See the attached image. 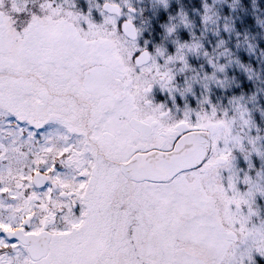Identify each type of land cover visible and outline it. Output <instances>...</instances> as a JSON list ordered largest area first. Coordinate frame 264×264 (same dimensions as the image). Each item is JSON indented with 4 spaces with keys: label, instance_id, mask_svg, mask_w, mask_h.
Wrapping results in <instances>:
<instances>
[{
    "label": "snow or ice",
    "instance_id": "snow-or-ice-1",
    "mask_svg": "<svg viewBox=\"0 0 264 264\" xmlns=\"http://www.w3.org/2000/svg\"><path fill=\"white\" fill-rule=\"evenodd\" d=\"M123 4L127 19L120 0L97 4L108 13L97 24L76 0H0V264H264V218L253 222L264 169L233 170L234 149L264 159V144L246 145L227 111L177 118L149 98L156 84L227 86L217 73L239 59L223 39L212 51L195 34L181 42L183 8L164 24L175 55L140 48L137 9ZM203 8L205 27L218 26L215 3ZM189 53L214 71L178 89Z\"/></svg>",
    "mask_w": 264,
    "mask_h": 264
},
{
    "label": "trees",
    "instance_id": "trees-1",
    "mask_svg": "<svg viewBox=\"0 0 264 264\" xmlns=\"http://www.w3.org/2000/svg\"><path fill=\"white\" fill-rule=\"evenodd\" d=\"M130 2L137 11L148 15L149 24L147 25L151 32H142L143 34L139 32L137 42L141 46H149L150 52L154 46L161 45L162 40L165 39L164 24L168 18L183 8L191 20L192 28L181 27L178 30L181 42L190 41L195 34L196 37L202 39L205 49L212 51L216 43L223 39L227 47L231 49L233 56L239 59V63L234 59L227 66L225 73H217L220 79L227 76L229 82L227 86L212 83L206 91L204 89L201 93L204 87L201 83L196 84L197 98L200 99V96L206 95L208 99L205 105L208 108L215 107L229 112L234 108L233 104L241 102L249 110H264V0H258L259 9L255 11L252 7V0H208V3H215L220 12L219 31L216 30L217 25L205 27L203 24L204 0H166V3L165 0H130ZM232 4H235V8ZM258 16L261 17L258 18ZM226 17L232 18L234 29L231 32L223 27ZM137 27L140 29L139 26ZM248 42L254 45V49L249 48ZM226 61V57L220 58L221 63H226ZM188 62L192 70L190 76L196 72L203 75L204 72L214 71L203 55L194 54ZM241 64L251 68L253 74L250 75L245 68L241 67ZM176 98L178 102L181 101L180 96ZM189 98L190 106L193 108L197 100L194 96H189Z\"/></svg>",
    "mask_w": 264,
    "mask_h": 264
},
{
    "label": "rangeland",
    "instance_id": "rangeland-1",
    "mask_svg": "<svg viewBox=\"0 0 264 264\" xmlns=\"http://www.w3.org/2000/svg\"><path fill=\"white\" fill-rule=\"evenodd\" d=\"M120 2L122 3L123 6V10H124V15L121 17V19H127V14H128V8L126 4H123V1L120 0ZM104 3V0H76V4L77 6L84 10L85 12H87L89 9H91V15H92V19L94 20L95 23L100 24L103 23L104 21V17L105 15H108L106 10H101V7ZM99 4L101 7H97L96 5ZM135 19L134 22L137 26L140 27V33H150L151 29L149 28V26L147 25V23L149 24V21L147 20V13L145 12H140V11H136L134 14ZM142 33V34H143ZM165 38V39H164ZM162 40L161 45L159 46H163L167 49L166 55H175L176 54V50H177V45L175 42V37H168L167 35H165ZM137 44L139 45L140 48H147L149 49V46H141L138 42ZM157 47V46H156ZM156 47L154 46L153 50L151 52H155ZM194 54L189 53L188 54V61L189 58L192 57ZM165 57H158V61L160 63L164 62ZM182 67V62L178 61L175 63L174 66V71L176 73V83H177V88H182L185 83H186V79H188L189 77H191V72L192 70H188V71H184L181 72L179 71V68ZM224 79V77L222 78ZM199 82H196L193 84V88L192 91L187 92V93H181L179 90L176 91H171L169 89H164L162 87H160L159 84H156L153 86L150 94H149V98L153 101L154 104H162L164 105L167 109L171 110V114L176 116L177 118H182L184 115V112L187 110H191L192 111V116L193 118H195L196 113L198 112H211L212 107H207V105H205V101L208 99V97H206V95H204V97L200 96V99L197 98V91H196V84H198ZM212 83H216V82H212ZM210 83V84H212ZM209 84V85H210ZM203 86V84H202ZM224 86V85H222ZM204 87V86H203ZM202 87V88H203ZM205 89V90H204ZM203 90L206 91L207 89L204 87L202 89V91H200L201 93H203ZM200 93V94H201ZM165 96V97H163ZM176 96H180L181 98V107L179 106H171L168 105V101H173L176 100L178 101V99L176 98ZM189 96H194L196 98V104L195 106L192 108L190 106V98ZM162 97V98H161ZM207 98V99H205ZM199 99V100H198ZM240 106H243L244 108L247 109V111L245 112V119H248L250 121L249 124L245 125L242 123V121L239 119V112H238V108ZM232 111H227L229 117H236V123L234 125V133L235 134H239L240 136H242L244 138V143L246 145H248V137H258V141L257 143L259 144H264V110L263 111H259L260 109H251L249 110L246 106L242 105V103H235L233 104ZM226 110H220L217 109L218 115H222L223 112H225ZM250 147V145H248ZM233 155L235 157V159L233 160V165H234V171H237L239 173V175L241 176V178L243 177V175L246 172H251L252 175H255L256 170L258 169H264V159H262L257 153L253 152L251 154V161L245 159V155L244 153H242L239 149H234L233 150ZM249 163H251L252 168H249ZM221 175L222 177H224L223 182L225 183V185H227V177L230 175V172L228 169H222L221 170ZM238 187L241 189V191L246 190L247 185L243 184V181L241 179L240 183L238 184ZM254 207H258L260 210V216H254L253 217V222L255 223H259L260 220L262 218H264V196L262 195H257L256 197V203L254 205ZM244 211L247 212V206H244Z\"/></svg>",
    "mask_w": 264,
    "mask_h": 264
},
{
    "label": "clouds",
    "instance_id": "clouds-1",
    "mask_svg": "<svg viewBox=\"0 0 264 264\" xmlns=\"http://www.w3.org/2000/svg\"><path fill=\"white\" fill-rule=\"evenodd\" d=\"M243 5L241 4V7H242ZM252 7H253V10L255 11V10H257V9H259V4H258V0H252ZM261 16H258V18H260Z\"/></svg>",
    "mask_w": 264,
    "mask_h": 264
},
{
    "label": "flooded vegetation",
    "instance_id": "flooded-vegetation-1",
    "mask_svg": "<svg viewBox=\"0 0 264 264\" xmlns=\"http://www.w3.org/2000/svg\"><path fill=\"white\" fill-rule=\"evenodd\" d=\"M163 97H165V96H163ZM161 98H162V97H161ZM168 105H171V106H173V107H175L176 105L179 106V107L182 106V105H181V102H178V101H176V100L168 101Z\"/></svg>",
    "mask_w": 264,
    "mask_h": 264
},
{
    "label": "water",
    "instance_id": "water-1",
    "mask_svg": "<svg viewBox=\"0 0 264 264\" xmlns=\"http://www.w3.org/2000/svg\"><path fill=\"white\" fill-rule=\"evenodd\" d=\"M138 37V36H137Z\"/></svg>",
    "mask_w": 264,
    "mask_h": 264
}]
</instances>
